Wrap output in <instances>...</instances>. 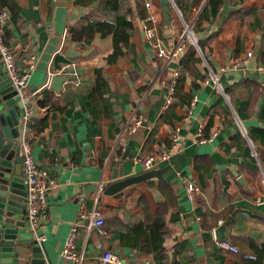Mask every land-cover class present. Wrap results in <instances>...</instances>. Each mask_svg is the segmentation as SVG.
I'll list each match as a JSON object with an SVG mask.
<instances>
[{
  "label": "crops",
  "instance_id": "obj_1",
  "mask_svg": "<svg viewBox=\"0 0 264 264\" xmlns=\"http://www.w3.org/2000/svg\"><path fill=\"white\" fill-rule=\"evenodd\" d=\"M10 1L19 18L9 14L0 28L18 73L28 75L20 93L31 103L20 141L57 183L37 231L44 237L39 245L45 264H76L61 255L76 224L81 264H114L102 261L107 252L116 264H238L239 257L252 255L250 242L264 244V0H227L226 16L220 14L223 0L215 14L208 0H173L181 17L168 2V25L160 0H124L132 10V34L114 63L106 62L111 35L97 34L86 47L73 39L72 30L104 19L97 5ZM146 1L160 20L156 32L166 49L176 44L184 22L208 12L196 37L225 99L207 82V68L189 44L168 63L155 55L143 29ZM69 49L86 53L68 58ZM175 70L174 101L164 110ZM51 76L66 77L60 93L49 88ZM46 93L56 96L57 106L40 104ZM135 111L141 124L131 132ZM199 130L212 138L197 142ZM172 134L180 146L174 165L120 198L105 193L115 181L145 171L141 160L167 152ZM186 182L201 189L192 202ZM92 210L104 220L102 233L79 221L80 213ZM221 225L218 236L238 252L217 245L214 233Z\"/></svg>",
  "mask_w": 264,
  "mask_h": 264
},
{
  "label": "built area",
  "instance_id": "obj_2",
  "mask_svg": "<svg viewBox=\"0 0 264 264\" xmlns=\"http://www.w3.org/2000/svg\"><path fill=\"white\" fill-rule=\"evenodd\" d=\"M168 2L170 3L174 11L177 13V15L180 16L178 9L173 3V0H168ZM144 6L147 12L146 17L144 18L143 21L144 34L146 39L149 41L150 45L152 46L155 55L159 58L164 59L165 62L168 63L174 59H177L178 55L184 49L185 44L186 43L189 44L195 49L197 56L202 59V61L204 62L207 68L208 71L207 82L210 81L213 84V87L216 88L218 93L225 99L226 94L222 89L218 78L210 71L207 61L204 58V55L198 45L196 31H194L196 20L190 23L184 22L183 30L180 35V38L172 48L166 49L163 47L162 42L157 36L156 28L160 20L153 13V5L149 1H146ZM8 18L9 16L6 11H0L1 22L7 20ZM0 63L4 71L6 72L8 79L11 81L12 85L17 88L19 87L21 90L26 84L28 75L26 74L20 75L18 73L13 51L6 45L4 41V33L1 28H0ZM30 66L31 68H34V64H31ZM59 74H63V73L59 72ZM179 76L180 73L178 70H175L172 74V79L170 80L167 86L164 110L167 109L174 101L175 90ZM136 114L137 111H135L134 113V117H133L134 120H132L131 123L129 124V130L131 132L135 131V129L139 127L141 124V119L139 118V116L136 117ZM232 114L234 118L237 119L235 116L236 114L235 113ZM30 116H31V111L29 109H26L21 118L22 129H25ZM211 138L212 136L209 138H205L202 134V130H199L196 135V141L200 143H205L209 141ZM19 142L21 146V153L23 156L21 169L24 175V185L26 191L25 202L27 208L26 218L28 223V229L31 232V234L34 235L35 241L37 243H40L41 241H43L44 237L37 235V231L47 217V208H48L47 195L48 192L56 188L57 183L54 179L48 177L45 169L36 165V163L32 159L29 147L25 143H23L22 140L21 141L19 140ZM179 148H180L179 138L177 134H172L170 139L169 149L167 152H163L158 156H150L148 158H145L144 160H141L140 162L144 170H150L153 166H156L158 163L167 161L171 157L176 156ZM253 156L255 157L254 152H253ZM134 161H139V160L134 159ZM260 176H261V183L264 186V175L261 171H260ZM185 187L187 191V197L190 202L194 201L196 196L201 192L200 187L193 182H186ZM79 221L88 222L91 226L95 227L99 233H102V226L104 225V220L99 212L95 210L82 212L79 215ZM77 235H78V225L76 224L73 225L69 231V234L61 250V255L67 260H71L76 264H81L83 261V255L82 253H79L76 250ZM215 241L217 245H219L221 248L225 250H229L230 252L233 253L237 252V249L231 246L228 242L219 241L217 239H215ZM102 261L104 263L109 262L116 264L117 257L107 252L103 255Z\"/></svg>",
  "mask_w": 264,
  "mask_h": 264
},
{
  "label": "water",
  "instance_id": "obj_3",
  "mask_svg": "<svg viewBox=\"0 0 264 264\" xmlns=\"http://www.w3.org/2000/svg\"><path fill=\"white\" fill-rule=\"evenodd\" d=\"M160 4L163 22L168 25L170 20L168 0H160ZM229 9L227 0H223L220 14L226 16ZM85 53L69 49L66 57L77 58ZM65 81V76H51L48 85L60 93ZM20 91L19 87L12 85L0 63V264H45L39 243L33 241L27 233L29 229L26 218V191L21 169L23 156L19 140L20 119L23 110L29 109L31 103L24 102ZM176 158L177 156L171 157L136 176L115 181L106 188L105 193L120 198L139 183L152 177H160L175 164ZM112 178H117L116 169L113 170ZM221 226L214 233L215 238L225 241L218 236L224 228V225Z\"/></svg>",
  "mask_w": 264,
  "mask_h": 264
},
{
  "label": "trees",
  "instance_id": "obj_4",
  "mask_svg": "<svg viewBox=\"0 0 264 264\" xmlns=\"http://www.w3.org/2000/svg\"><path fill=\"white\" fill-rule=\"evenodd\" d=\"M217 0H208L207 6H213L212 13H216ZM220 2V0H218ZM75 4L82 7H88L91 5H97L98 14L104 19L97 21H90L86 27L76 31L72 30L73 39L86 47L92 43L95 35L100 34L101 36L111 35L113 42V52L106 59L107 63H114L116 59L122 55L123 48L128 45L129 38L132 34V10L124 0H75ZM6 8V9H5ZM8 9V10H7ZM0 11H6L8 15L10 14L11 20L15 21L19 18L18 7L14 6L10 0H0ZM209 17L208 12L205 10L201 18H197L195 21L196 29H199L202 21H206ZM198 45L202 51V46ZM192 47V46H191ZM193 48V47H192ZM194 49V48H193ZM192 54L196 55L195 49L192 50ZM190 54V55H192ZM192 57V56H190ZM59 60V59H58ZM196 61H201L200 57L195 59ZM178 83V82H177ZM177 87V86H176ZM44 100L40 102L41 105H56V96L52 93H46L44 95ZM250 248L252 250V255H243L239 257L238 264H262L263 254H264V244L257 245L254 242H250ZM237 249V248H236ZM156 252V259L160 263L161 252ZM238 252V250H237Z\"/></svg>",
  "mask_w": 264,
  "mask_h": 264
}]
</instances>
